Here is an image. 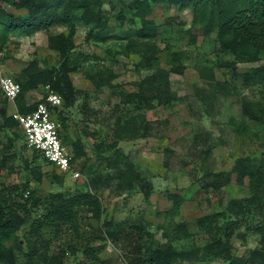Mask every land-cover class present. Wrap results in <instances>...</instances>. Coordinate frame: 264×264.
Wrapping results in <instances>:
<instances>
[{"label":"rangeland","instance_id":"374dc122","mask_svg":"<svg viewBox=\"0 0 264 264\" xmlns=\"http://www.w3.org/2000/svg\"><path fill=\"white\" fill-rule=\"evenodd\" d=\"M129 1L104 0L103 11L112 31L103 41L91 37L88 27H78L72 55L78 71L71 73V78L77 89L87 93L80 94L75 106L64 109L60 116L55 111L64 145L74 155L76 143L82 152L75 156L71 169L50 165L40 152L30 148L20 125L0 130V189L14 187L13 200L31 206V194L38 198L64 192L72 197L90 191L101 205V218L80 205L75 207L72 224L44 225L33 255L28 254L25 234L31 222L46 215L47 209L43 206L23 213L29 222L7 242L15 251V264H156L148 262L149 254L140 250L141 228L153 248L172 246L184 254L172 264H229L222 258L207 260L204 247L219 238L221 229L238 216L242 224L230 240L231 254L248 257L261 246L260 236L249 229L262 219L257 206L252 205L247 213L239 214L237 207L230 210L234 199L252 197L249 179L238 183L233 176L234 181L221 189L210 185L214 173L231 171L239 158L264 156V88L244 87L241 80H235L233 69L222 65L233 57L218 54L215 33L206 35L192 25L191 8L165 4H153L148 15L160 25L153 38L162 49L159 65L139 70L137 51L126 55L122 48L129 40L123 36L141 26L139 18L135 24L118 19ZM64 29H42L29 36L11 33L0 54V75L16 80L34 60L42 68L57 65L60 54L49 46L48 39ZM191 36L196 37L195 43ZM175 51L182 52L185 69L181 74H169L172 102L146 109L147 124L144 127L141 123L135 137H117L114 124L119 116L126 118L128 114L125 94L136 91L154 69L170 70L176 62L172 60ZM259 66H264V55L258 61L238 64V69L252 71ZM49 92V86L40 85L25 92V98L29 104L39 103ZM245 100L250 101L256 118L244 112ZM3 109L11 116L14 105L0 91V111ZM115 148L123 151L121 162H133L149 184L147 188L142 187V179L117 177V170L124 167L120 164L114 169L110 164L111 149ZM218 212L225 215L207 226L199 225L200 217ZM108 229L119 235L109 237ZM18 240L23 251L16 247Z\"/></svg>","mask_w":264,"mask_h":264},{"label":"trees","instance_id":"16d2710c","mask_svg":"<svg viewBox=\"0 0 264 264\" xmlns=\"http://www.w3.org/2000/svg\"><path fill=\"white\" fill-rule=\"evenodd\" d=\"M153 4L176 6L179 9L191 8L193 10L192 25L202 28L206 35L215 33L219 44L218 54L233 57V60H226L222 65L233 69L235 80H241L244 87L262 86L264 88V66L256 67L252 71L240 72L238 69V64L258 61L264 55V0H130L128 5L120 10L118 19L123 23L131 24H135L136 18L141 21V26L133 28L132 32L123 36L129 40L127 44L122 45L126 55L137 51L140 60L136 66L139 70H152L160 62L159 54L162 49L156 41H153L159 33L160 25L148 18ZM103 5L104 0H0V54L3 53L11 33L29 36L42 29L49 31L65 28L50 34L48 39L49 46L60 54L59 63L42 68L34 60L16 79L21 85V92L16 100L20 112L28 113L35 109L38 102L29 104L25 98V92L36 89L40 85L49 86L52 92L62 97L63 109L55 108L59 116L64 109L75 106L80 94L87 93L77 89L71 78V73L78 71V62L72 57L76 48L75 36L78 27L84 25L88 27L90 36L99 41L105 39L106 33L112 31V28L103 11ZM9 6L24 12H13L8 8ZM125 13H129L131 18H127ZM90 36L89 38L92 37ZM190 40L195 43L196 37L191 36ZM172 60L176 62L170 70L161 67L154 69L141 80L136 91L125 94L124 108L128 114L125 113L126 118L119 116L114 124L113 129L117 137H135L136 131L141 128V123L144 127L147 124L146 109L166 106L172 102L169 74L171 72L181 74L185 69L181 51L173 52ZM0 91H2L1 88ZM5 100L8 101L6 98ZM131 110L134 112L131 113ZM243 110L252 117H257L252 112L250 101L245 100ZM0 116L4 117V120L0 121V130H9L14 125H20L12 116H7L5 109L0 111ZM55 119L57 120L56 116ZM115 145L116 142L109 144V147L113 148ZM74 146L76 152L72 154L71 163L75 156L80 157L82 154L77 149L76 143ZM111 152L109 160L112 167L117 169L120 164L124 167L117 170V177L142 179V187L145 189L149 186L146 181H143L142 174L135 169L133 162L124 160L121 162V159L125 158L121 148L111 149ZM45 160L53 165L46 158ZM233 176H236L235 180L238 183H243L248 178L253 195L251 198L234 199L230 210L235 211L234 207H237L239 214L247 213L250 212L252 205L257 206L262 219L253 226H249V229L260 236L261 246L252 250L248 257L231 254L230 240L242 224V218L238 216L221 229L219 238L204 247L206 250L204 256L207 260L222 258L229 264H264V156L261 159L239 158L231 171L214 173V180L210 187L221 189L223 186L230 185L234 181ZM14 190L15 188L11 186L0 189V264H15V251L7 245V242L29 222L27 215L24 214L31 208L37 209L44 206L47 213L44 216H37L31 222L30 230L25 234V245L30 249L31 252L28 253L30 255L36 254L37 243L44 225L72 224L76 217L75 207L86 205L96 217L101 218L100 201L90 191L72 197L66 196L64 192H50L37 198V195L33 196L30 193L31 206H29L12 199ZM179 201L176 197V205L180 204ZM222 215L225 213L209 214L200 217L198 223L200 226H207L209 221L216 220ZM108 226H112V222H108ZM209 232H212L211 228ZM141 233L139 247L141 251L149 254L146 257L148 262L172 264L174 258L184 255L172 246L161 245L153 248L151 239L146 237L142 228ZM107 235L116 238L119 232L108 229ZM16 247L23 251L20 240L16 242Z\"/></svg>","mask_w":264,"mask_h":264},{"label":"built area","instance_id":"2783aa9c","mask_svg":"<svg viewBox=\"0 0 264 264\" xmlns=\"http://www.w3.org/2000/svg\"><path fill=\"white\" fill-rule=\"evenodd\" d=\"M0 88L9 103L14 105L11 116L22 127L28 146L40 152L49 162L59 169H71L72 153L60 138V124L55 119V108L63 104L62 97L54 92H49L28 113L18 110L16 100L21 92V85L9 75H0ZM79 173L76 174V176Z\"/></svg>","mask_w":264,"mask_h":264}]
</instances>
